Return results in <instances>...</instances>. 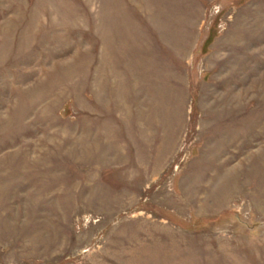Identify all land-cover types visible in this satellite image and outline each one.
Here are the masks:
<instances>
[{
  "label": "rangeland",
  "instance_id": "obj_1",
  "mask_svg": "<svg viewBox=\"0 0 264 264\" xmlns=\"http://www.w3.org/2000/svg\"><path fill=\"white\" fill-rule=\"evenodd\" d=\"M0 264H264V0H0Z\"/></svg>",
  "mask_w": 264,
  "mask_h": 264
}]
</instances>
